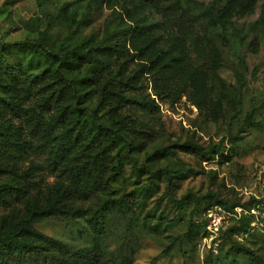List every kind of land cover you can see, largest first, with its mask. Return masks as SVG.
<instances>
[{"label":"rangeland","instance_id":"rangeland-1","mask_svg":"<svg viewBox=\"0 0 264 264\" xmlns=\"http://www.w3.org/2000/svg\"><path fill=\"white\" fill-rule=\"evenodd\" d=\"M139 4L0 0V45L31 44L42 54L111 45L114 33L132 25L129 16L147 18V39L125 40L127 50L110 59L97 85L82 92L85 114L123 139L111 150L107 170L111 175L120 159L121 177L80 203L81 216L47 219L36 228L75 251L95 245L93 222L103 220V256L86 264H114L125 257L133 264H264V0H184L175 22ZM138 45H146L144 53L136 51ZM157 54L182 55L170 88L156 87L145 72ZM28 95L21 91L20 114L11 118L38 145L57 107H41L35 91ZM88 137L84 131L57 170L46 153L33 150L18 175L0 177V189L30 185L23 198L0 207V228L8 229L26 216L27 206L44 204L56 187L69 184L66 170L83 157ZM187 141L214 147L223 157L204 161L174 148ZM165 148V157L148 161ZM215 206L231 214L235 207L243 210L228 215L213 239L194 223ZM252 209L256 214H249ZM245 217L253 220L249 228Z\"/></svg>","mask_w":264,"mask_h":264},{"label":"trees","instance_id":"trees-1","mask_svg":"<svg viewBox=\"0 0 264 264\" xmlns=\"http://www.w3.org/2000/svg\"><path fill=\"white\" fill-rule=\"evenodd\" d=\"M138 1L141 8L160 16L165 22H175L184 12V0ZM129 18L132 25L114 33L111 37L114 43L100 44L92 51L75 47L67 51H46L42 54L31 44L16 43L11 47L7 43H1L0 177L18 175L20 164L33 150L46 153L49 166L57 170L67 157L75 152L84 131L89 134V139L83 150V157L66 170L69 184L62 188L56 187V190L46 197L44 204L27 206L26 216L17 219L8 229L0 228V264H86L102 258L103 249L100 240L103 235V220L97 219L93 222L98 235L95 245L90 249L75 251L68 250L59 239L40 232L36 224L51 218L81 216L84 210L79 206L80 203L107 189L111 181H117L122 175L123 163L120 159L112 167L111 175H107V170L111 150L122 144L123 139L120 135L94 122L91 116L85 114L81 104L86 96V92L82 94L83 90L100 82L102 72L109 66L110 59L122 55L127 50L126 41L135 44L139 39H147L148 26L145 24L147 18L142 16L135 18L129 16ZM262 18H264V9ZM151 42L148 41V44ZM145 49L146 45L136 46L137 52L144 53ZM26 50L29 52L28 55ZM23 56L29 58L26 64ZM181 56L166 57L157 54L149 65L145 64V72L150 74L156 87L170 88L171 81L181 66ZM41 65H43L41 70L30 71L31 66ZM21 91L27 96L31 91L41 95L40 106L43 108L52 105L57 107L52 124L56 128L59 127L60 131L55 133L52 124L47 123L42 130L46 139L38 145H33L11 118V114L15 116L20 114L21 106L18 98ZM196 93L199 94L197 91ZM252 119L253 112L247 115L245 120L251 122ZM33 130H37V126ZM174 148L199 156L204 161L210 160L212 156L223 157L216 148H204L193 141L177 143ZM167 152L168 148L159 150L149 157L148 161L163 158ZM29 186L18 182L16 186L0 189V207L12 205L23 198ZM214 204L218 205L222 202L216 201ZM208 209L209 207L206 211ZM245 218L248 219L249 228L253 220L249 217ZM194 224L206 232L204 215ZM192 228L193 226L190 225L189 229ZM246 251L252 254L249 249ZM114 264L133 263L125 257Z\"/></svg>","mask_w":264,"mask_h":264},{"label":"built area","instance_id":"built-area-1","mask_svg":"<svg viewBox=\"0 0 264 264\" xmlns=\"http://www.w3.org/2000/svg\"><path fill=\"white\" fill-rule=\"evenodd\" d=\"M242 208L241 207H235V213L231 214L230 212H227L220 208L219 206H215L213 208H210L207 210V213L205 215L206 218V226L205 229L208 232V235L215 239L219 236V233L225 224L228 215H235L238 216L242 215ZM256 209H252V212H249V214H256ZM258 219V216H257ZM254 223H252L253 225ZM205 240L208 239L207 236L204 237Z\"/></svg>","mask_w":264,"mask_h":264}]
</instances>
